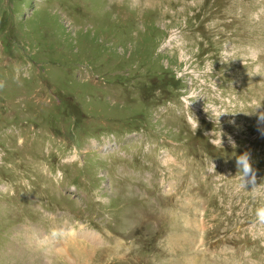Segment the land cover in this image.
I'll return each instance as SVG.
<instances>
[{"label":"rangeland","instance_id":"rangeland-1","mask_svg":"<svg viewBox=\"0 0 264 264\" xmlns=\"http://www.w3.org/2000/svg\"><path fill=\"white\" fill-rule=\"evenodd\" d=\"M261 113L264 0H0V264H264Z\"/></svg>","mask_w":264,"mask_h":264},{"label":"clouds","instance_id":"clouds-1","mask_svg":"<svg viewBox=\"0 0 264 264\" xmlns=\"http://www.w3.org/2000/svg\"><path fill=\"white\" fill-rule=\"evenodd\" d=\"M257 19H258V17H257ZM258 106L259 105L255 106V109L253 111H250V112H255L256 109L258 108ZM250 112H247V113H250ZM225 113H237V112L221 111L219 113V119H220L221 115L225 114ZM210 116L212 118H214V120H215V112H213V114H211ZM260 116H261V119H264V113H261ZM189 124H190V127L192 128V130L194 132H196V129L199 126L198 119L196 117H193V119L189 121ZM214 136H215V133H212L209 137H214ZM209 140L213 145H215V147H217V142L214 138L209 139ZM229 142L234 144V142L231 140V137H229ZM219 143L223 145L222 132L220 133V136H219ZM236 165L238 168V173L236 175L237 179H238V184L236 185L237 190L239 191L242 188H246L245 187L246 183L255 185L256 175H255V171L253 169V163H252V160L250 158V153L249 152H243V153L239 154L236 157ZM257 187L258 186H254L253 190H255ZM252 194L255 196L257 193L255 191H253ZM255 216L259 222H264V204L258 205L256 207ZM53 235H55V233H53Z\"/></svg>","mask_w":264,"mask_h":264},{"label":"bare ground","instance_id":"bare-ground-1","mask_svg":"<svg viewBox=\"0 0 264 264\" xmlns=\"http://www.w3.org/2000/svg\"><path fill=\"white\" fill-rule=\"evenodd\" d=\"M79 162H80V160H79ZM81 234V233H80ZM79 238H83V239H86V240H91L92 239V231L91 230H88V231H83V233L81 234V235H79L78 236ZM76 238V237H75ZM75 238H73V239H75ZM60 250H62L63 251V249L62 248H60ZM59 254V253H58ZM83 254V253H82ZM61 255V254H60ZM61 257V256H60ZM193 262H195V260H192ZM188 263H190L191 262V260L189 259L188 261H187ZM190 264H194V263H190Z\"/></svg>","mask_w":264,"mask_h":264}]
</instances>
